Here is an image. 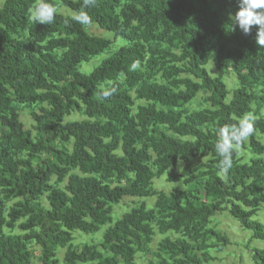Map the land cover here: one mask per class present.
<instances>
[{
    "label": "trees",
    "instance_id": "16d2710c",
    "mask_svg": "<svg viewBox=\"0 0 264 264\" xmlns=\"http://www.w3.org/2000/svg\"><path fill=\"white\" fill-rule=\"evenodd\" d=\"M60 1L126 43L83 72L80 63L107 49L110 38L58 10L52 24L33 23L35 0H1L0 264H28L31 242L41 264H60L59 248L64 264H132L153 225L181 236L164 235L148 264H203L205 250L229 242L208 225L222 210L264 240V225L252 218L264 205V143L256 136H264V116L255 117L241 147L256 156L242 161L239 149L224 174L215 150L222 127L264 103V47L256 43L258 26L246 35L232 23L238 0H97L87 9L83 0ZM228 69L237 86L226 100ZM198 92H206L207 106L183 109ZM15 102L44 103L30 112L34 134ZM74 111L85 118L66 119ZM163 174L183 186L112 219L113 205L153 195L152 181ZM107 223L99 242L72 246L73 231ZM16 226L21 234L10 232ZM251 258L264 264V247L252 248Z\"/></svg>",
    "mask_w": 264,
    "mask_h": 264
},
{
    "label": "rangeland",
    "instance_id": "374dc122",
    "mask_svg": "<svg viewBox=\"0 0 264 264\" xmlns=\"http://www.w3.org/2000/svg\"><path fill=\"white\" fill-rule=\"evenodd\" d=\"M1 2V0H0ZM56 8L59 12L68 15H74V11L61 3L60 0H54ZM88 31L92 34H96L102 37L110 38L111 43L110 46L99 53L90 58L89 61H83L78 66V69L83 72H89L96 65L100 63V61L110 55L115 49H117L122 44L126 43V40L122 37H113V34L105 29H102L97 26L96 23L92 22L90 25H86ZM23 36L22 33H20ZM206 68L208 72L214 76L217 74V70L212 60L206 64ZM159 77V75H157ZM223 81L226 84V88L228 90L226 100H229L232 94L233 89L237 86V80L235 79L234 73L231 69H228L223 77ZM206 92H198L196 97L188 104L184 105L183 109L186 110H195L201 109L207 106V103L203 100ZM138 102H143L138 101ZM18 113L19 119L23 123L24 128H27L32 131L34 134V130L32 128L33 120L30 116L31 111H38L40 105H44V103H14ZM252 112L254 116H264V103H253ZM85 116L80 111H74L70 115L66 117V119H82ZM240 120V119H239ZM256 136L264 143V136L257 133ZM69 148L70 145L66 144ZM239 155L242 158V161H248L251 156H256L249 149H241L239 150ZM24 156V154H21ZM201 161H204L203 158H193V164H197ZM181 164H178L177 169H179ZM166 174H163L160 177H156L153 179L151 184V190L154 194L146 196V197H137V196H124L119 203L113 205L112 211V219L118 218L124 211L129 210L133 206H137L140 202H145L148 207H151L155 200V193L157 191H165L169 192L173 187L183 186L180 182L170 181L168 180ZM16 199H11L7 201V204H12ZM253 219L260 221L264 225V205H262L255 215L252 216ZM107 224L102 225L97 231L92 233H84L82 231L75 230L73 231V239L71 241L72 246L79 248L84 243H97L100 241L102 232L107 227ZM209 227H212L216 230L224 232L228 238L229 242L222 249L217 250L216 248H208L206 251L207 255L210 257V260L203 261V264H253L251 258V250L252 248H262L264 247V240L254 239L251 237V232L249 230L241 228L236 219L231 217L226 210H222L219 212H215V214L209 219L208 223ZM5 232H9V230L5 229ZM12 233L21 234L22 231L17 228V226L10 230ZM167 235L170 238L174 239L176 237L181 236L179 233L169 232L167 234H161L157 231L155 225H153V235L152 240L149 243L147 249H138L135 253L134 260L132 264H148V261L153 259L154 255L153 251H155L157 242L164 236ZM30 248L33 251L32 258L28 264H41L39 261V248L34 242L30 243ZM64 248H59L57 250V258L60 264H64L63 262V254ZM201 255V253H198Z\"/></svg>",
    "mask_w": 264,
    "mask_h": 264
},
{
    "label": "clouds",
    "instance_id": "9594fccd",
    "mask_svg": "<svg viewBox=\"0 0 264 264\" xmlns=\"http://www.w3.org/2000/svg\"><path fill=\"white\" fill-rule=\"evenodd\" d=\"M96 3L97 0H83L85 9L94 7ZM238 9L235 15L231 17L232 23L246 35L251 33L252 26H258L256 43L259 47H264V0H238ZM56 14V6L49 3L48 0H35L29 9V19L40 25L52 24ZM71 19L82 25L92 23L90 16L85 11L72 15ZM131 67L136 70L139 67V61L133 62ZM115 90L114 87L105 88L101 92V96L106 99L113 95ZM254 121V114L248 112L240 118L238 124L224 126L219 130L215 150L221 158L218 162L220 172L227 174L232 167V156L253 134Z\"/></svg>",
    "mask_w": 264,
    "mask_h": 264
}]
</instances>
